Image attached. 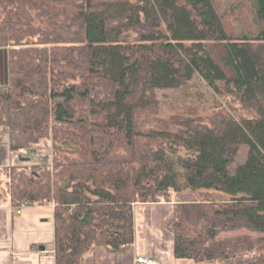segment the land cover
Returning <instances> with one entry per match:
<instances>
[{"label": "trees", "instance_id": "1", "mask_svg": "<svg viewBox=\"0 0 264 264\" xmlns=\"http://www.w3.org/2000/svg\"><path fill=\"white\" fill-rule=\"evenodd\" d=\"M186 42L199 57H167ZM1 47L10 152L53 147L50 164L1 172L12 207L54 205L55 264L130 247L134 205L162 201L176 258L264 264V187L249 184L264 178V29L230 36L213 0H0ZM196 76L233 105L208 123H139L155 92Z\"/></svg>", "mask_w": 264, "mask_h": 264}, {"label": "crops", "instance_id": "2", "mask_svg": "<svg viewBox=\"0 0 264 264\" xmlns=\"http://www.w3.org/2000/svg\"><path fill=\"white\" fill-rule=\"evenodd\" d=\"M1 57V50H0ZM0 71V84H2ZM9 77L4 84H7ZM9 136L0 126V172L8 166L52 162L51 142H39L30 153H11ZM32 158L36 161H32ZM2 173V172H1ZM174 216V203H136L134 205V243L120 251L96 248L97 264H136L138 256L154 257L160 264H215L178 259L174 256V238L168 224ZM54 205L12 207L9 199L0 206V264H55Z\"/></svg>", "mask_w": 264, "mask_h": 264}, {"label": "rangeland", "instance_id": "3", "mask_svg": "<svg viewBox=\"0 0 264 264\" xmlns=\"http://www.w3.org/2000/svg\"><path fill=\"white\" fill-rule=\"evenodd\" d=\"M214 6L222 17L225 29L230 36L254 35L264 29V13L257 9L255 0H213ZM136 33L131 32L127 35V40H133ZM202 42H186L181 44L180 53H167L171 60H180L182 56L199 57L202 50ZM211 53L216 56L219 52L218 43L209 42ZM0 71L3 81L9 77L8 67V48L1 47ZM233 105L232 98L219 97L204 83L198 76L188 82L184 87L163 89L155 92V97L150 108L142 111L139 123L146 127H162L171 125L184 120L186 116H198L205 122H210L228 110ZM51 142V153L53 147L51 140L40 142ZM36 144L32 145L30 153L37 150ZM246 156V149L241 151L239 162H243ZM36 161L32 158V161ZM34 163V162H33ZM6 178L0 172V191L5 194L6 199L9 195L6 190ZM250 187H264V178H252L249 182Z\"/></svg>", "mask_w": 264, "mask_h": 264}, {"label": "built area", "instance_id": "4", "mask_svg": "<svg viewBox=\"0 0 264 264\" xmlns=\"http://www.w3.org/2000/svg\"><path fill=\"white\" fill-rule=\"evenodd\" d=\"M136 264H160L154 257L138 256L135 259Z\"/></svg>", "mask_w": 264, "mask_h": 264}]
</instances>
